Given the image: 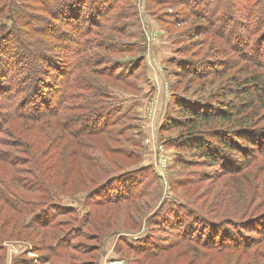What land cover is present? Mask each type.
<instances>
[{"label": "rangeland", "instance_id": "rangeland-1", "mask_svg": "<svg viewBox=\"0 0 264 264\" xmlns=\"http://www.w3.org/2000/svg\"><path fill=\"white\" fill-rule=\"evenodd\" d=\"M58 1L0 0V158L13 161L0 159V258L7 264H264V156L229 173L182 146L184 128L161 130L169 114L178 121L177 96L204 106L223 100L245 116L256 107L254 126L264 130V88L260 103L253 91L244 95L253 82L264 86V0H97L108 9L99 19L85 3L90 0L52 6ZM76 40L94 46L87 56L98 55L96 72L83 76L104 88L103 101L123 131L107 146L127 154L100 157L104 172L88 170L108 138L86 137L87 159L75 156L69 165L90 172L73 169L69 184L45 197L32 190L33 175L43 170L27 152L52 148L61 134L57 119L39 126L11 118L17 105L38 108L40 97H50L48 88L31 99L24 93L32 65L40 69V87L74 76ZM124 182L137 194L114 209Z\"/></svg>", "mask_w": 264, "mask_h": 264}, {"label": "trees", "instance_id": "trees-1", "mask_svg": "<svg viewBox=\"0 0 264 264\" xmlns=\"http://www.w3.org/2000/svg\"><path fill=\"white\" fill-rule=\"evenodd\" d=\"M64 2V0H59L58 2L51 3L52 6L56 7L58 5L62 6ZM85 3L90 4V11H98V19L100 16H104L102 12L106 7L98 5L99 1L90 0V2L87 1ZM85 3L77 7V11H75L77 18H81L83 12L82 8L84 9ZM92 23L97 25V21ZM87 33L85 35H87ZM96 42L98 43V41ZM74 43L78 45L77 58L72 70L74 76L71 79L65 78L63 81L58 80V83L55 86L45 85L40 87L41 84L39 82L42 81H38L40 75L36 74L40 69L38 66L36 67L31 64V68L34 70L33 74H36V76H33L32 74L29 82H27L28 84L23 90L24 93L28 96V99H31L32 97H35V95H38V89L48 88V92L51 93L50 97H40L43 101H41V106L38 108H36V104L33 105L35 106L33 107L28 106V103H24L19 105V108L17 105L14 108L15 111L11 118V120L22 118L25 123H33L28 125H36L38 123L39 126H44L45 122L48 123L50 120L57 119L54 125L58 130H61V134L58 136V139L55 140L54 145L50 146V148H52L47 150L48 152L41 154L33 149H29L27 152L29 157L33 159V162L34 160L40 162L39 165L41 166H37V168L43 170V173L33 175L35 186L32 190L34 192H44L41 196L44 195L45 197L52 194L54 188L65 187L69 184V180L71 179L70 172L74 169L72 168V165H69L70 158L72 161L77 160L76 158H73L75 156H77V158L83 157L84 159H87L84 149L85 147L88 148L89 145L86 144V137H99L103 135L108 138L104 143L105 145H103L102 153L96 155L94 163L90 164L91 167L87 166L88 170L99 169L104 172L105 170L102 166L101 168H97L100 157L101 159L109 160L108 158L113 155L125 156V154H127L126 150L122 147L116 146L114 148H109L107 146L112 139L119 142L116 137H121L123 131L115 128L116 122H113V118L116 117V111L113 110L114 108L112 106L107 105L103 101V97L105 96L104 88L100 87L97 83L92 82V80L90 81L88 79L89 77L86 79V77L83 76L87 71L96 72L93 65L99 63L97 61L98 55L91 53L87 56L88 50L90 51L94 46H87L84 43L79 42V40H76ZM28 58L29 60L39 59L42 64L48 63L49 61L45 59L43 60L37 55H29ZM29 60L25 61L24 59V63L28 65ZM179 63L180 71L183 72V70L186 69V63L185 65L182 64V61ZM48 66L51 67L50 64H48ZM78 69L79 72L77 73ZM67 70L68 69L64 70L61 75L66 77ZM194 71L189 70V73H194ZM252 87H254L253 90H245L244 95H252L251 91H253V95L255 94V97H253L255 98L254 101L258 100L257 103H260V100L263 97L261 91L264 86L258 84V82H253ZM76 90L80 93H76ZM174 102L175 108L179 113L176 118L178 121H173L172 116L169 114L166 119V124L165 126L162 124L161 130L166 131L172 126L182 127V129L184 128L185 133L180 135L181 145H185V147L195 151V153L201 157L202 161L226 172L235 173L238 170L237 164L240 162L248 165L253 163L256 158L264 156V130L262 128H256L254 126L255 122H253L256 107L250 108L252 113L248 114H251V116H245L242 114L243 110H236L232 108L233 105L225 104V101L223 102V100L220 101L219 99H217V101L212 99V101L208 102V105L206 106L195 104L186 98H181L179 96L175 98ZM254 105L256 104L251 106ZM234 119H237V124L235 126L216 128L212 125L216 122H231ZM101 121L104 122L101 124ZM1 160L4 163L13 165V161L10 157L6 156ZM47 160H50L51 162H48ZM60 162L62 164H60ZM46 163H48L47 166ZM74 167H76L79 172L87 175V168L83 170V168L79 166L74 165ZM50 171H52L51 174ZM131 172L133 171L126 173L129 175ZM80 178L81 177H79V179ZM118 178L120 179L121 177ZM75 180L79 184L82 183V180ZM126 188L127 186L124 182L121 187L117 189L120 194L119 197L124 198L116 199L114 207L112 208L118 209L119 207L116 206L117 203L127 201L133 194L136 196L137 192L129 194L130 187H128L129 192ZM42 224H44L42 221H38L36 226H42ZM144 243L147 244L146 242ZM229 248L235 249L236 247L232 245ZM0 251H5V246L2 244H0ZM0 260L5 261V258L1 257Z\"/></svg>", "mask_w": 264, "mask_h": 264}, {"label": "built area", "instance_id": "built-area-1", "mask_svg": "<svg viewBox=\"0 0 264 264\" xmlns=\"http://www.w3.org/2000/svg\"><path fill=\"white\" fill-rule=\"evenodd\" d=\"M159 149L161 150L162 149V146L160 145L159 146ZM110 264H123V262L120 260H116V261H112Z\"/></svg>", "mask_w": 264, "mask_h": 264}, {"label": "crops", "instance_id": "crops-1", "mask_svg": "<svg viewBox=\"0 0 264 264\" xmlns=\"http://www.w3.org/2000/svg\"><path fill=\"white\" fill-rule=\"evenodd\" d=\"M7 253H8V252H7ZM6 255H7V254H6ZM4 263H5V264L8 263V259H7V258L5 259V262H4ZM4 263H1V262H0V264H4Z\"/></svg>", "mask_w": 264, "mask_h": 264}]
</instances>
